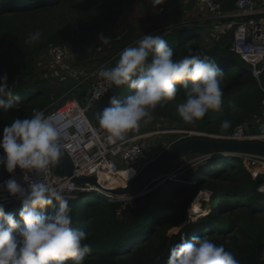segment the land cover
Instances as JSON below:
<instances>
[{"label":"trees","instance_id":"trees-1","mask_svg":"<svg viewBox=\"0 0 264 264\" xmlns=\"http://www.w3.org/2000/svg\"><path fill=\"white\" fill-rule=\"evenodd\" d=\"M137 4L144 6L149 2L0 0V76L7 74V83L16 97L12 100L13 108H0V138L5 126L15 118H30L33 109L47 114L67 99L85 101L88 84H78L71 79L67 87L54 85L51 78H46L39 70L42 57H49L50 46L58 44L70 48L74 55L73 65L91 60L115 66L123 49L134 46L140 39L135 35V27L127 20L128 9ZM184 14L175 17L171 34L159 35L173 48L174 59L189 55L188 50L192 49L191 54L207 55L224 70L222 107L218 111L210 110L202 120L186 124L177 111L178 104L184 100L181 89L173 101L164 107L157 106L152 120L166 121L169 130L229 134L237 125L261 113L264 76L258 80L238 66L241 57L230 51L232 31L205 46L199 40V26L194 21L182 19ZM36 30L41 32L40 39L26 44L28 35ZM100 34L111 37L110 43H100ZM99 46L109 54L101 57L102 52L96 57ZM131 91L127 85L109 87L90 109L91 121L100 126L97 113L109 106L110 97L116 95L123 99ZM5 100L8 102V98ZM230 100L236 102L238 111L229 108ZM223 120L231 121L226 132L220 128ZM154 128L146 130H158ZM129 133L140 134L137 131ZM170 133H173L169 137L173 147L181 140L177 141L178 133ZM221 153L219 150L203 152L207 157L196 167H185L173 177L163 178L165 181L159 186L135 198L131 204L112 202L98 191L85 192L80 198L70 200L73 227L87 233L84 242L92 247L84 264H167L170 249L185 235L187 238L207 235L216 244H223L226 250L235 253L240 264H264V192L260 191L264 175H255L240 157ZM0 154H3L2 149ZM208 154L212 156L208 157ZM172 163L167 168H171ZM202 191L211 192L210 211L195 221L194 216L189 215V208ZM21 207L19 202L9 205L5 211L23 223L18 215ZM174 228L179 230L170 232Z\"/></svg>","mask_w":264,"mask_h":264},{"label":"clouds","instance_id":"clouds-1","mask_svg":"<svg viewBox=\"0 0 264 264\" xmlns=\"http://www.w3.org/2000/svg\"><path fill=\"white\" fill-rule=\"evenodd\" d=\"M155 10L165 0H148ZM41 37L36 30L25 40L33 44ZM107 45L111 37L99 35ZM174 59V50L161 35H143L120 53L115 66H101L98 76L108 87L127 85L131 94L123 99L110 97L109 106L97 113L101 128L113 142L124 141L130 131H139L153 119L157 106L173 101L182 89L184 100L177 111L186 124L202 120L206 114L222 107L221 83L225 72L207 55L191 54ZM8 76H0V108H13L14 91L7 83ZM179 85V87H178ZM5 98H8L6 102ZM229 108L239 110L234 100ZM29 118H15L3 128L0 138V166L8 173L17 167L25 171V187L9 178L0 187L15 197L22 207L19 222L6 213L0 202V264H84L92 247L85 243L87 233L73 227L69 201L75 196L66 192L62 183L47 182L44 177L58 165L66 145L60 128L61 118L45 115L33 109ZM231 121L223 120L220 128L226 132ZM130 172L129 169L128 179ZM31 173L35 179H27ZM127 187V186H126ZM167 264H240L235 253L216 244L207 235L181 237L170 249Z\"/></svg>","mask_w":264,"mask_h":264},{"label":"built area","instance_id":"built-area-1","mask_svg":"<svg viewBox=\"0 0 264 264\" xmlns=\"http://www.w3.org/2000/svg\"><path fill=\"white\" fill-rule=\"evenodd\" d=\"M195 1L210 15L213 21L214 32L212 35L214 38L219 40L232 31L233 40L230 51L249 63L251 76L260 80L264 76V0H235V10L233 11L224 10L222 4L217 0ZM160 11H163V8H160ZM226 19L230 20L227 24L224 22ZM49 51V61L51 60L54 66L65 68L72 79L79 81L78 84H88L85 101L81 102L77 98L67 99L62 105L45 114L61 118L60 128L66 145L65 152L73 163L75 174L86 177L97 176L100 182L101 177L107 175L118 183H124L119 185H125L132 181L148 164L154 161L148 153L146 142L147 137L153 131L140 134L128 133L124 141L113 142L110 140L107 133L100 126L94 124L89 117L92 106L109 88L105 81L98 76V70L107 63L99 64L97 67H74L73 64H70V52L66 46L51 45ZM102 51L103 46H99L96 53ZM182 133L185 134V139L210 137L209 139L264 144V100L259 115L254 116L248 122L237 125L229 134H210L198 130H186ZM222 153L240 157L255 175L258 173L252 169L264 166V154L258 152ZM129 169L133 170L134 174L130 172L128 179ZM24 174L23 170L6 177L0 181V185L9 178H15L26 187L28 181L23 180ZM27 179H35V176L29 173ZM44 179L50 183H62L66 192L75 196L76 199L85 192H92L94 188L88 184L81 187L71 179L58 174L54 168ZM260 191L264 192V185ZM209 194L211 195V192ZM107 196L112 202L122 199L112 195ZM131 198H135V196L129 197V199ZM15 199L0 187V202L8 204Z\"/></svg>","mask_w":264,"mask_h":264},{"label":"rangeland","instance_id":"rangeland-1","mask_svg":"<svg viewBox=\"0 0 264 264\" xmlns=\"http://www.w3.org/2000/svg\"><path fill=\"white\" fill-rule=\"evenodd\" d=\"M196 2L195 0H192ZM182 0H169L166 1L162 5H158L156 9L154 10L150 4L148 5H133L131 8L128 9V22L135 27V35L140 37V39L143 37V35H159L163 34L164 32L166 34H171L172 32V27L174 26L173 21H175V17L180 16L179 14H183L185 8H183L182 5ZM198 2L196 5H193V10L189 11L190 15L184 14L183 18L185 21H190L193 22V18H203L205 16V13L202 12V10L199 9L198 7ZM162 6L166 7L163 11H160V8H163ZM200 6V5H199ZM204 19V18H203ZM213 27V26H212ZM214 32L213 28H210L209 31L207 30H202L200 31L201 37H200V42L202 41L203 45L205 46H210L212 45L214 40H217V38H214L212 33ZM113 42V41H112ZM121 43V42H120ZM118 45V44H117ZM70 52V64H72V60H74V55L72 54L70 48H68ZM97 52V49H96ZM103 52V53H102ZM99 53H95V56L98 54H101L100 56L103 57L107 54H109L108 51H102ZM97 57V56H96ZM49 57L43 56L42 60L40 61L39 70L41 73H44L45 77L48 78L50 77L54 85H64L67 87L68 83L71 81V77L68 75V73L65 71V68L63 67H57L54 66L51 63V60L49 61ZM242 59V58H241ZM74 67L77 66H84V67H97L99 66V63L96 61H91V60H85L84 64H75L73 65ZM238 66H240L241 69H243L245 72H247L251 76V70H250V64L245 62L243 59L241 61H238ZM112 67V66H108ZM52 77L58 78V80H54ZM79 83V81H76ZM89 83V81H88ZM68 94L65 93L64 95ZM169 124L164 121V120H157L156 122L154 120H151L147 124H143L140 129H143L142 131H137V133H149L146 129L149 127H155L154 129H158L156 133L150 134L147 138V144H148V153L151 157V159L156 160L163 152L167 151L173 143L170 142L169 137L173 135V133L170 132H176L178 133V139L183 140L186 138L184 133H182L181 130H173L174 128H171L169 130L168 127ZM163 128H166L163 130ZM151 129V130H154ZM162 129V130H161ZM160 131V132H157ZM151 132V131H150ZM171 134V135H170ZM176 141V140H175ZM160 146L162 148L160 149ZM216 154V153H215ZM223 154V153H222ZM212 156V155H211ZM207 157V154H202V153H188L184 156L176 158L173 163L171 168H166L163 171L159 172L155 178L153 179L152 183L149 184V186L141 193V196H144L148 192H150L152 189L156 188L163 182L162 176L166 174L165 178L173 177L175 174H177L179 171L184 169L185 167H196L197 164H199L203 159ZM255 173L257 172L258 174H263L264 175V166L259 167L258 169H252ZM111 181V179H109ZM117 184H122L118 183L115 181ZM124 184V183H123ZM102 193V192H101ZM140 197V196H138ZM209 191H202L200 192L195 199L193 200L192 205L189 208V215L194 216L195 221L200 218L201 216H205L209 211H210V205H209ZM137 198V196H135ZM135 198H123L119 201L125 202L127 204L133 203ZM193 206L195 208H198L195 210L194 214L192 213L193 211ZM179 229L174 228L170 232H177ZM128 247L125 248L124 251H127Z\"/></svg>","mask_w":264,"mask_h":264},{"label":"water","instance_id":"water-1","mask_svg":"<svg viewBox=\"0 0 264 264\" xmlns=\"http://www.w3.org/2000/svg\"><path fill=\"white\" fill-rule=\"evenodd\" d=\"M211 150H219L221 152H258L264 154V144L259 142L245 141H226L209 139L203 137H191L183 139L167 151L162 153L156 160L148 164L132 181L125 185H117L108 187L98 180L97 176H77L70 157L65 152L60 162L54 170L66 178L71 179L79 186L86 184L94 187L92 191L102 192L106 195H112L118 198L134 197L141 194L152 183L155 176L167 168L182 153H203ZM212 154H208L211 157ZM20 171L17 167L15 173H8L3 166L0 167V181L6 177L12 176ZM166 174L162 176L166 180ZM164 180V181H165ZM127 186V187H126ZM19 203L17 199L5 204V208L9 205Z\"/></svg>","mask_w":264,"mask_h":264},{"label":"crops","instance_id":"crops-1","mask_svg":"<svg viewBox=\"0 0 264 264\" xmlns=\"http://www.w3.org/2000/svg\"><path fill=\"white\" fill-rule=\"evenodd\" d=\"M217 1H219L222 4L224 10L226 11L235 10V0H217ZM181 3L183 5V8H185L186 10L183 13L190 15L189 11L193 10L192 7L194 4L196 5L197 2L184 0ZM198 7L200 10H202V12L205 13V16L203 17L204 19L201 18L199 20V18H196V19L193 18V20L197 24V26H199L200 31H202L203 29L209 31L210 28H212L213 26V21L211 20L210 15L207 13V11L202 6L198 5ZM224 22L227 24L228 22H230V20L226 19Z\"/></svg>","mask_w":264,"mask_h":264},{"label":"bare ground","instance_id":"bare-ground-1","mask_svg":"<svg viewBox=\"0 0 264 264\" xmlns=\"http://www.w3.org/2000/svg\"><path fill=\"white\" fill-rule=\"evenodd\" d=\"M109 179H111V178L104 175L101 177V182L103 184L107 185L108 187H115V186L119 185V184L115 183V181L113 179H111V181ZM193 208L194 209H193L192 213L194 214L195 210H197L198 208H195L194 206H193Z\"/></svg>","mask_w":264,"mask_h":264}]
</instances>
